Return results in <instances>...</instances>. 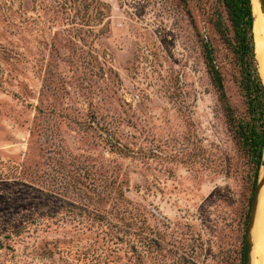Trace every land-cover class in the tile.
<instances>
[{"label": "rangeland", "instance_id": "1", "mask_svg": "<svg viewBox=\"0 0 264 264\" xmlns=\"http://www.w3.org/2000/svg\"><path fill=\"white\" fill-rule=\"evenodd\" d=\"M216 0H0V264H242L252 169ZM258 64V63H257Z\"/></svg>", "mask_w": 264, "mask_h": 264}, {"label": "trees", "instance_id": "2", "mask_svg": "<svg viewBox=\"0 0 264 264\" xmlns=\"http://www.w3.org/2000/svg\"><path fill=\"white\" fill-rule=\"evenodd\" d=\"M178 1L186 3V0ZM216 1L224 11L227 24L218 20L214 27L221 40L231 49L237 68L234 81L243 100L242 115L237 116L229 104L223 77L215 65L213 50L208 43L202 45L203 62L222 107L228 130L251 165L253 172L251 204L264 150V84L255 54L252 4L251 0ZM94 264H101V260Z\"/></svg>", "mask_w": 264, "mask_h": 264}, {"label": "bare ground", "instance_id": "3", "mask_svg": "<svg viewBox=\"0 0 264 264\" xmlns=\"http://www.w3.org/2000/svg\"><path fill=\"white\" fill-rule=\"evenodd\" d=\"M253 13V36L256 60L259 73L264 84V17L258 0H251ZM264 175V163L261 165L259 177ZM252 243L251 264H264V187L259 196L254 225L250 232Z\"/></svg>", "mask_w": 264, "mask_h": 264}, {"label": "water", "instance_id": "4", "mask_svg": "<svg viewBox=\"0 0 264 264\" xmlns=\"http://www.w3.org/2000/svg\"><path fill=\"white\" fill-rule=\"evenodd\" d=\"M260 9L263 13L264 17V0H258ZM253 17V15H252ZM254 23L253 21V28H254ZM264 163V150H263V157H262V163ZM260 172V171H259ZM264 187V175L260 178L258 177L257 183L254 188L251 204H250V211L247 219V224L245 228V235L243 239V250H242V264H251V250H252V243L250 239V232L251 229L254 225V220H255V215H256V210H257V205H258V200L260 193L262 191V188Z\"/></svg>", "mask_w": 264, "mask_h": 264}]
</instances>
